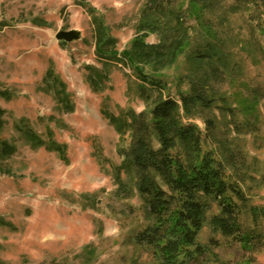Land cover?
Instances as JSON below:
<instances>
[{"label": "rangeland", "instance_id": "1", "mask_svg": "<svg viewBox=\"0 0 264 264\" xmlns=\"http://www.w3.org/2000/svg\"><path fill=\"white\" fill-rule=\"evenodd\" d=\"M213 1L197 12L176 0L182 27L148 0H0V264H156L133 240L150 220L121 150L132 115L160 99L180 105L193 89L210 106L182 121L198 127L247 209L264 208V2ZM144 14L161 25L144 42L166 54L132 59ZM69 30L76 40L55 39ZM216 212L212 203L208 217ZM258 221L254 248L206 223L197 264H264ZM240 222L253 226L249 213Z\"/></svg>", "mask_w": 264, "mask_h": 264}, {"label": "trees", "instance_id": "2", "mask_svg": "<svg viewBox=\"0 0 264 264\" xmlns=\"http://www.w3.org/2000/svg\"><path fill=\"white\" fill-rule=\"evenodd\" d=\"M215 2L189 0L190 10L193 6L197 12V8L211 9ZM147 5L150 12H164L184 27L179 19L181 5L176 0H148ZM262 18L264 23V13ZM160 30L161 25L144 14L133 40V47L138 51L125 55L132 59L141 54L165 55L164 45L144 42L149 33ZM99 34H103L101 28ZM177 56L171 54L173 58ZM195 56L199 60L210 55L196 53ZM139 73L144 83L159 87L157 81ZM209 106L210 100L205 98L203 91L193 89L189 94L180 95V105L171 98L160 99L148 114L130 117L129 141L121 154L133 170L134 185L150 220L134 234L133 240L150 253L156 264H197L208 253L206 245L198 242V235L206 223L213 232L245 248H254L262 239L258 219L264 217V208L247 209L243 192L226 180L222 163L213 157L214 151L201 149L203 141L198 127L182 121V116H190L198 108ZM205 122L211 132V121ZM8 149V145H3L4 152ZM212 203L217 212L208 217ZM248 213L253 226L243 227L240 216Z\"/></svg>", "mask_w": 264, "mask_h": 264}, {"label": "water", "instance_id": "3", "mask_svg": "<svg viewBox=\"0 0 264 264\" xmlns=\"http://www.w3.org/2000/svg\"><path fill=\"white\" fill-rule=\"evenodd\" d=\"M78 38V33L74 30L69 31H59L55 35L57 41L71 42Z\"/></svg>", "mask_w": 264, "mask_h": 264}]
</instances>
